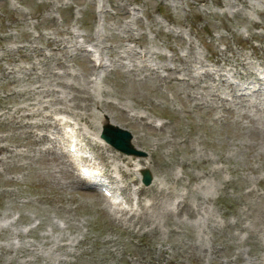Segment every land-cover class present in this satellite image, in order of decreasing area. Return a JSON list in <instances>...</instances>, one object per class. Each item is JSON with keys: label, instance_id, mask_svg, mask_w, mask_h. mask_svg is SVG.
Returning <instances> with one entry per match:
<instances>
[{"label": "rangeland", "instance_id": "374dc122", "mask_svg": "<svg viewBox=\"0 0 264 264\" xmlns=\"http://www.w3.org/2000/svg\"><path fill=\"white\" fill-rule=\"evenodd\" d=\"M0 67V264H264V0H0Z\"/></svg>", "mask_w": 264, "mask_h": 264}, {"label": "bare ground", "instance_id": "6f19581e", "mask_svg": "<svg viewBox=\"0 0 264 264\" xmlns=\"http://www.w3.org/2000/svg\"><path fill=\"white\" fill-rule=\"evenodd\" d=\"M128 39H135V37H133V36H129L128 37ZM77 47H79L80 48V44L79 43H77ZM89 54V53H88ZM61 65V64H60ZM166 67V69L168 70H170V72L172 71V72H176V71H178V67H167V66H165ZM1 68V67H0ZM88 69H89V72L88 73H86V75L84 76V79L85 80H87V81H93V79L92 78H90V74H94V75H96L98 72H99V70H103V69H106L105 68V63L102 61V59L100 58V60L98 61V63H96L95 61H94V59L91 57V56H89L88 57ZM150 69V68H149ZM150 71L152 72V73H154V75L155 76H160V74L158 73V71H157V69L156 68H152V70L150 69ZM95 77V76H94ZM261 78H263V77H261V76H259V75H257L256 76V80H254L255 82H257V83H259L260 82V79ZM172 79H173V77H172ZM87 81H86V83H87ZM261 83V82H260ZM262 83H264V81H262ZM65 85H68V86H72V88H73V85L72 84H69V83H67V84H65ZM258 91H260V89H258ZM233 95H236L237 96V94L236 93H233L232 94V96ZM238 96H242V94H238ZM85 99L89 102V101H92L91 102V104H98L97 103V101L95 100V98H91V95H86V97H85ZM90 103V102H89ZM89 103H85V104H83V105H81V107H80V109L82 110V111H78L77 112V118H78V120H80V121H82L86 126H90L91 125V121H90V119H89V114H88V109H89ZM98 106V105H97ZM108 122H111V121H109V119H108ZM60 124V122L58 121V120H56V119H54L53 120V125L54 126H57V125H59ZM61 138H63V135H61L60 136V139ZM87 140V139H86ZM132 140L134 141V137L132 138ZM72 141V140H71ZM99 141H101L105 146H107V143L101 138V137H99ZM91 146H92V148L93 149H96L97 150V157L100 159V165H99V162H92L96 167H97V169H98V171L97 172H101V171H103L106 175H107V171H105V167L106 166H108V165H110V164H112V163H116V165H113L114 166V168H115V170L119 173V175H121V177L123 178V176H124V178L125 177H130L129 178V181H128V183L129 184H131V183H133V182H135V178L134 177H132V175L130 174V170L129 169H127V168H124V166H126V165H130V164H132L133 162H132V159H134L132 156H129V155H126V154H122V153H118L117 151H116V153H113L112 155L111 154H108L105 150H103V149H101V147H100V145L96 142V141H92V140H88L87 141ZM76 145H78V142L76 141V143L75 144H73V143H68V145L67 146H76ZM104 149H106V150H108V148L106 147V148H104ZM78 150H80V148H78L77 149V151ZM69 156H71L70 157V160H69V164H74V157L76 156V155H78V154H72V153H67ZM79 157H81V158H83V156L82 155H79ZM91 159H94V154H92L91 155ZM115 161H117V162H115ZM203 163V162H202ZM82 165H80L79 166V168L81 167ZM110 176V175H109ZM108 176V177H109ZM191 178H194L195 179V176H190ZM80 178V177H79ZM84 178V177H83ZM261 179H264V176L261 178ZM261 179H260V181H261ZM177 180H179L180 181V177H178V179ZM85 184L88 186V187H92V183H89V182H85ZM153 185V184H152ZM152 185H151V187H152ZM148 188V187H147ZM147 188H144L145 190L147 189ZM139 191H143L142 190V186H140L139 188ZM147 195V194H146ZM111 196H113V193H111Z\"/></svg>", "mask_w": 264, "mask_h": 264}, {"label": "water", "instance_id": "95a60500", "mask_svg": "<svg viewBox=\"0 0 264 264\" xmlns=\"http://www.w3.org/2000/svg\"><path fill=\"white\" fill-rule=\"evenodd\" d=\"M100 137L111 144L116 149L127 154H143L142 151L136 149L131 142V133L124 128L117 125L106 123ZM142 182L149 184L151 181V174L148 169H142Z\"/></svg>", "mask_w": 264, "mask_h": 264}]
</instances>
